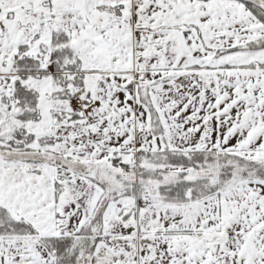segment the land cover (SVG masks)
I'll list each match as a JSON object with an SVG mask.
<instances>
[{
	"label": "snow or ice",
	"instance_id": "6c2138e0",
	"mask_svg": "<svg viewBox=\"0 0 264 264\" xmlns=\"http://www.w3.org/2000/svg\"><path fill=\"white\" fill-rule=\"evenodd\" d=\"M0 264H264V0H0Z\"/></svg>",
	"mask_w": 264,
	"mask_h": 264
}]
</instances>
